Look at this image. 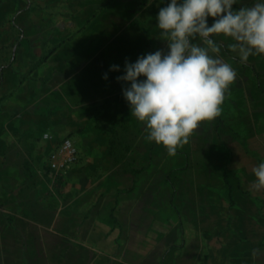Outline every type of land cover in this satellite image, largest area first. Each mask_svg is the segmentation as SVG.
Returning a JSON list of instances; mask_svg holds the SVG:
<instances>
[{
	"label": "rangeland",
	"instance_id": "obj_1",
	"mask_svg": "<svg viewBox=\"0 0 264 264\" xmlns=\"http://www.w3.org/2000/svg\"><path fill=\"white\" fill-rule=\"evenodd\" d=\"M169 2L0 0V264H22L19 257L35 238L29 219L42 199L59 206L65 190L72 197L89 185L104 189L107 179L110 187L126 188L127 173L142 174L144 188L163 191L168 200L174 191L186 197L191 175L209 169L216 187L222 180L229 187L220 201L234 204L237 192L253 191L263 219L264 189L254 187L252 169L264 162V69L255 70L254 84L243 83L248 74L229 50L232 38L211 37L221 47L218 58L237 73L221 113L201 122L175 156L148 139L122 94L127 82L116 77L124 74L126 58L133 63L156 50L167 53L156 17ZM257 2L264 0H237L233 9ZM85 84L95 93L82 100ZM253 91L260 92V115H252V100L241 99ZM45 131L75 141L77 158L61 172L46 165ZM20 200L22 209L14 207Z\"/></svg>",
	"mask_w": 264,
	"mask_h": 264
},
{
	"label": "crops",
	"instance_id": "obj_2",
	"mask_svg": "<svg viewBox=\"0 0 264 264\" xmlns=\"http://www.w3.org/2000/svg\"><path fill=\"white\" fill-rule=\"evenodd\" d=\"M239 64L248 74L242 82L254 84L255 70L264 69V54L250 55L247 62L239 60ZM81 93L79 99L87 100L95 91L85 84ZM241 99L253 101L252 115L261 114L259 91L244 92ZM61 138L53 135V140L47 141L51 146L49 151ZM126 176L130 180L126 188L110 187L111 180L107 179L104 189L89 185L78 189L72 197L65 190L66 199L59 206L52 199H42L32 210L38 213L36 218L29 219L35 231L34 242L28 252L20 255L19 261L22 264L26 261L27 264H264V217L255 204L253 191H239L236 203L225 204L219 197L225 201L229 187L223 185V180L216 187L213 174L206 169L191 175L186 197L181 198V191H174V196L165 200L163 191L144 188L142 174L137 179L132 173ZM23 204L20 200L19 206L14 204V207L22 209Z\"/></svg>",
	"mask_w": 264,
	"mask_h": 264
},
{
	"label": "clouds",
	"instance_id": "obj_3",
	"mask_svg": "<svg viewBox=\"0 0 264 264\" xmlns=\"http://www.w3.org/2000/svg\"><path fill=\"white\" fill-rule=\"evenodd\" d=\"M237 0H170L161 7L156 23L167 53L161 50L124 63L117 76L132 115L145 124L148 139L163 145L169 156L189 142L203 121L221 113L225 92L237 73L218 58L221 51L211 37L223 34L235 43L229 50L241 63L250 55L264 54V2L233 9ZM212 17L211 26L208 18ZM199 38L201 44L194 41ZM210 53L217 54L216 56ZM110 70H119L112 65ZM143 77L144 79H140ZM107 79V73L103 75ZM254 187L264 189V162L252 169Z\"/></svg>",
	"mask_w": 264,
	"mask_h": 264
},
{
	"label": "built area",
	"instance_id": "obj_4",
	"mask_svg": "<svg viewBox=\"0 0 264 264\" xmlns=\"http://www.w3.org/2000/svg\"><path fill=\"white\" fill-rule=\"evenodd\" d=\"M42 138L52 141L53 135L49 132H44ZM76 158L77 148L73 140L69 137H63L48 152L46 165L51 172H61L74 163Z\"/></svg>",
	"mask_w": 264,
	"mask_h": 264
}]
</instances>
